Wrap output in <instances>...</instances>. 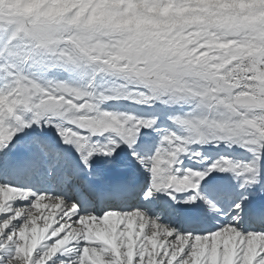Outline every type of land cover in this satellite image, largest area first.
Listing matches in <instances>:
<instances>
[{
    "label": "snow or ice",
    "instance_id": "1",
    "mask_svg": "<svg viewBox=\"0 0 264 264\" xmlns=\"http://www.w3.org/2000/svg\"><path fill=\"white\" fill-rule=\"evenodd\" d=\"M22 37L19 20L0 14V264H264L260 132L197 138L157 104L97 102L75 83V65ZM60 70L69 78H49ZM40 160L51 172L63 166L60 183L78 181L81 192L14 182ZM101 162L116 174L109 191L131 202L100 196L97 212L84 193Z\"/></svg>",
    "mask_w": 264,
    "mask_h": 264
},
{
    "label": "clouds",
    "instance_id": "2",
    "mask_svg": "<svg viewBox=\"0 0 264 264\" xmlns=\"http://www.w3.org/2000/svg\"><path fill=\"white\" fill-rule=\"evenodd\" d=\"M0 14L97 102L179 107L168 118L197 138L264 136V0H0Z\"/></svg>",
    "mask_w": 264,
    "mask_h": 264
},
{
    "label": "bare ground",
    "instance_id": "3",
    "mask_svg": "<svg viewBox=\"0 0 264 264\" xmlns=\"http://www.w3.org/2000/svg\"><path fill=\"white\" fill-rule=\"evenodd\" d=\"M118 101V100H117ZM116 101V103H117ZM132 102V101H131ZM107 103V102H106ZM111 103V102H110ZM127 100H123L121 101L119 104H115L113 106H115L118 109H122V108H126V104ZM113 104V103H112ZM111 105V104H110ZM142 108H146V105H138ZM148 107V106H147ZM167 110V109H166ZM165 121H166V116L162 117ZM51 137H55V129L52 130V132L50 133ZM205 148H207L208 146L205 145ZM215 147V146H213ZM228 151H230L234 156L238 157V158H244L246 156V152L243 149H240L238 146H233L232 149H228ZM103 158H100V160L102 161ZM68 162L69 163H74V161H72L70 159V157L68 158ZM98 171L101 174V179L97 182H95L92 185V189L91 191H88L84 194L88 195L91 198H95L94 204H96L95 209L97 210V212L102 211L98 210V205L101 204L103 205L100 200L98 199V197L100 196H104L107 195L108 197H111L107 202L114 205V206H119L121 205L119 202H116V198L121 199V197L124 195L119 196L117 192H112V193H104V189L106 188L107 190H109L112 187V182L116 177V174L113 172H109L105 170V166L103 165V163H97L96 165ZM43 170L44 173L40 174L38 173L39 170ZM64 168L63 166H58L55 170V172H51L49 171V164L47 161L44 160H40L38 162V166L37 169L34 171V173L29 177V178H21L22 175L26 172L24 171H19V172H15L12 174V178L14 180V182L16 184L19 185H30V186H34L35 188H56L58 190H60V188H58V186L61 184V178H62V174H63ZM143 172V170H141V173ZM27 175V174H26ZM143 177L141 175L138 174L137 176V180L140 181L142 180ZM67 190L69 192V194L75 195L78 192H81L80 189V185L79 182H73L71 185L68 186H63L61 184V189ZM128 203L127 201H124L123 204Z\"/></svg>",
    "mask_w": 264,
    "mask_h": 264
},
{
    "label": "rangeland",
    "instance_id": "4",
    "mask_svg": "<svg viewBox=\"0 0 264 264\" xmlns=\"http://www.w3.org/2000/svg\"><path fill=\"white\" fill-rule=\"evenodd\" d=\"M61 72H64L63 70H61ZM56 73V71H50L49 72V74H52L53 76H54V74ZM64 73H66V72H64ZM48 74V75H49ZM49 78H51V77H49ZM63 79V78H62ZM117 101V100H116ZM116 101H111V103L110 102H107V104H111L112 106L114 105V103L117 105V104H119L121 101H123V100H118L117 101V103H116ZM125 101V100H124ZM113 103V104H112ZM127 105H126V108H122V109H118V108H116L115 106V108L116 109H118V110H125V109H129V108H139V109H147V108H151V107H154V106H149V105H146V108H142V107H140V106H138L137 104H135V103H133L132 104V102L131 101H129V100H127V103H126ZM148 106V107H147ZM155 107H161L159 104H157ZM167 108H163V111L165 112V113H167V112H169V111H173V112H179V111H181L182 109H180L179 107H173V108H171V109H167ZM103 210V209H102Z\"/></svg>",
    "mask_w": 264,
    "mask_h": 264
}]
</instances>
